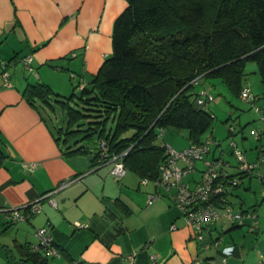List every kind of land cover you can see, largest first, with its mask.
Segmentation results:
<instances>
[{
  "label": "crops",
  "instance_id": "obj_1",
  "mask_svg": "<svg viewBox=\"0 0 264 264\" xmlns=\"http://www.w3.org/2000/svg\"><path fill=\"white\" fill-rule=\"evenodd\" d=\"M125 6V0H0V264H207L223 257L225 264H258L264 257V196L259 201L245 191L254 181L264 189V181L244 176L231 189V196L245 198L237 209L259 214L256 232L242 237L240 244L204 248L154 179L142 184L137 175L114 178V161L102 162L96 143L87 145V152L66 154L65 144L55 139L43 106L54 111L56 97L65 98L91 80L112 52L113 21ZM27 54L32 55L31 72L20 61ZM2 61L8 62L9 86L1 75ZM36 82L52 90L50 104L23 95ZM210 85L204 84L209 92ZM252 110L233 114L239 119L235 133L248 140L244 151L254 161L260 156L258 146L264 145L255 130L264 120ZM213 153L210 147L204 157H215ZM29 163H34L32 171ZM228 163V173L235 174ZM259 170L264 175V161ZM65 179L71 182L50 195L55 207L42 196ZM34 202L38 212L27 208ZM14 209L23 218L12 219ZM41 227L51 235L58 255L33 250ZM129 254L133 260L126 258Z\"/></svg>",
  "mask_w": 264,
  "mask_h": 264
},
{
  "label": "trees",
  "instance_id": "obj_2",
  "mask_svg": "<svg viewBox=\"0 0 264 264\" xmlns=\"http://www.w3.org/2000/svg\"><path fill=\"white\" fill-rule=\"evenodd\" d=\"M125 1L113 21L111 54L78 92L54 99L65 109V117L53 126L54 135L65 144L66 154L87 152L83 141L96 143L102 162L126 151L122 155L126 172L155 179L165 157V142H155L158 133L162 136L165 128L174 127L186 132L189 144L211 139L214 116L209 103L206 107L196 103L207 79H219L240 96L245 64L252 61L264 83V0ZM50 94V87L41 82L23 90L27 100L36 97L44 104H50ZM74 96L79 107L70 103ZM257 98L251 94L246 101L261 118L264 107L256 105ZM234 134L235 126L229 123L227 136ZM255 138L264 136L260 132ZM258 150L257 160L246 158L259 161L260 167L264 145ZM2 156L0 149V161ZM231 175L239 181L244 176L258 178L239 170ZM220 225L227 226L217 236L207 234L205 242H221L222 234L243 227L228 221ZM220 242L209 247L217 248ZM206 263L225 264L226 258L224 263Z\"/></svg>",
  "mask_w": 264,
  "mask_h": 264
},
{
  "label": "built area",
  "instance_id": "obj_3",
  "mask_svg": "<svg viewBox=\"0 0 264 264\" xmlns=\"http://www.w3.org/2000/svg\"><path fill=\"white\" fill-rule=\"evenodd\" d=\"M32 55L27 54L20 59L23 66L28 71H33L31 65ZM5 85H11L9 80V72L6 70L7 63L1 62ZM83 84V83H82ZM81 84V85H82ZM241 98L250 99L251 94L247 88H243L240 92ZM213 100V94L205 88L199 89L196 103L204 107ZM264 120V115L261 116ZM160 129V133H162ZM261 135L264 136V126L261 127ZM260 132H256L258 136ZM213 141L210 138L204 139L201 143H190L186 148L176 150L167 143H164L165 157L158 167V176L154 179L157 189L163 188L168 194L173 204L181 211L184 223L194 231V237L202 242L204 248H208L211 244L217 246L221 239L214 242H205V236L212 234L214 226L225 221L235 222L246 227L247 232H254L258 228V213L255 209L234 210L229 200L231 189L237 186L239 180L237 177L228 173V161L222 157L205 158L204 155L210 151V144ZM219 145V143H216ZM232 153L237 161V169L242 172L251 173L258 178L264 177L258 169V162H249L245 153L236 145L234 141H230ZM102 149L104 142L101 141ZM113 155L111 160L114 161L111 175L120 179L126 174L122 155ZM264 160V157H262ZM197 162H202L201 166ZM28 168L32 171L34 163H29ZM147 177H143L140 183L146 184ZM71 179L61 181L55 189L44 194L42 197H49V202L56 207L55 200L50 195L68 185ZM39 197V198H42ZM150 202V200H149ZM32 212H38L40 206L37 203L27 205ZM20 209H14L11 215L12 219H20L23 216L19 212ZM175 225H171L174 229ZM38 237L37 244L33 245V250H42L45 254L58 255V250L53 244L51 235L47 232L46 227L38 228L35 232ZM133 254L126 256L127 259L133 260ZM225 262L222 258L221 263ZM258 264H264V257Z\"/></svg>",
  "mask_w": 264,
  "mask_h": 264
},
{
  "label": "rangeland",
  "instance_id": "obj_4",
  "mask_svg": "<svg viewBox=\"0 0 264 264\" xmlns=\"http://www.w3.org/2000/svg\"><path fill=\"white\" fill-rule=\"evenodd\" d=\"M251 65L256 66V64L252 61L246 62L242 80H243V84L247 85L249 89H251L250 91L251 94H254L256 95V97H258L256 100V105H258V103L259 104L264 103V97H262V95H264V83L261 82V76L259 75L258 70H253ZM70 75L72 74L70 73ZM212 82L214 85L212 86L213 89L211 92L213 94L214 99L209 102V111L212 113L214 118H213V124L210 135L211 140L213 142L210 144V147L211 150H213L214 152L213 154L216 155L215 157H217L218 154L221 153L222 151L221 154L222 158L224 160L232 162L233 167L231 169H234L235 172H237L238 170L236 166V158L234 154L231 152L232 146L230 145V140L233 139L236 142L237 146L242 150L248 149V140L243 139L241 133H239L238 131L232 137H228L227 126L229 123H232L236 129L239 128V119L236 114L244 113L247 112L248 110H250V112L253 113V110L250 106L249 101L244 100L243 98H241V96L233 95L227 89L226 86H224L219 80H217V78H211L205 81L207 86H209ZM220 90H222V92ZM75 102H78L80 104L79 99L74 96V100L71 101L70 103L72 106L79 107ZM43 108L46 110L47 114L45 113V116L51 127L57 125L56 122H58L62 116L65 117V109L63 110L58 102H55L54 104V111L48 108L47 106L46 107L43 106ZM229 111H232V113ZM233 112H235L236 114L234 115ZM83 142L86 145H90L87 144L89 142L86 141ZM155 142L158 145H162L165 142L176 150L184 149L189 145V139L187 137L186 132L174 127L165 128L162 136H159L158 133ZM217 142H219V145H216ZM197 164L201 166L202 163L199 164V162H197ZM125 175H135V174L128 171ZM148 186L151 187L150 184ZM262 190H260L256 181H254L251 189L245 192L250 193L252 197L258 196L260 201L262 196H264L262 195ZM241 198H244V196L243 195H240V197L230 196V200L233 204L232 205L233 208L237 209L239 207V202ZM243 206H247V203H245ZM259 219L260 218H258V224H259ZM215 226L217 230H213L212 233L213 236H217L218 233H222V230L225 229L227 225L221 226L219 223H217ZM230 234L228 233L222 234L223 240L220 242V246H222L225 243H229L231 241H233L236 244H240L241 239H243L242 237L249 236V233H247L245 226L238 227L237 229L232 230ZM220 261L221 260H219V262Z\"/></svg>",
  "mask_w": 264,
  "mask_h": 264
}]
</instances>
